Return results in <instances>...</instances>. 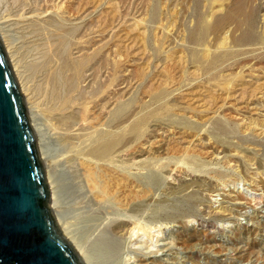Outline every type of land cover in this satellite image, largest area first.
I'll return each mask as SVG.
<instances>
[{
  "label": "rangeland",
  "instance_id": "374dc122",
  "mask_svg": "<svg viewBox=\"0 0 264 264\" xmlns=\"http://www.w3.org/2000/svg\"><path fill=\"white\" fill-rule=\"evenodd\" d=\"M11 1L0 0V15L18 3ZM27 1L59 14L38 25L43 47L62 39V53L80 50L76 56L91 57L92 82L78 91L86 96L83 107L96 115L94 126L111 129L104 124L113 116L111 99L121 102L123 133L138 123V137L124 133L127 142L133 140L126 145L128 154L110 162L125 174L126 192L136 189L131 185L151 187L142 200H128L127 211L109 204L108 212L100 213L83 191L82 197L75 195L66 170L58 168L66 205L59 216L89 262L264 264V135L255 132L264 123L253 115L264 105V0ZM11 35L12 41L20 37ZM47 145L50 154L61 149L55 140ZM74 196L79 204H71ZM217 209L227 214H214ZM98 219L141 223L154 243L146 249L145 233L142 248L116 239L110 223L102 237L115 258L108 260L107 251L97 257L85 242L98 234L89 233Z\"/></svg>",
  "mask_w": 264,
  "mask_h": 264
},
{
  "label": "bare ground",
  "instance_id": "6f19581e",
  "mask_svg": "<svg viewBox=\"0 0 264 264\" xmlns=\"http://www.w3.org/2000/svg\"><path fill=\"white\" fill-rule=\"evenodd\" d=\"M25 1L26 3L27 2L29 3V1L27 0H23V1L18 0V3L15 2L17 5H15L14 7H12L14 4L11 5V8L8 7L10 9L8 11L6 10L7 13L0 15V39L2 41L5 53L8 57V60L11 65L14 76L16 78V81L18 83L20 92L23 96L25 106L27 109V113H28L29 122L36 135L37 148H38L40 159L45 169L46 182H47L49 192H50L49 207L54 215L56 223L58 227L60 228L62 234L74 246L76 252L82 259L83 263L92 264L91 262H89V259L87 255L85 254V251L82 249V244L79 245L75 241L76 240L74 239L75 237L71 235V231H70L71 228H69L68 222L64 221L59 216L60 210L65 208L66 205L64 206L65 202H63L62 197L60 195L62 191H60L61 186L58 184V180H57L58 168L61 167L66 170L65 172L68 174V176L71 179L70 185L74 189L75 195L79 192L82 193L83 191V195L85 196L86 199L90 200V204H93L97 206V208L101 209L100 213L102 211L108 212L107 210H109V207L107 205L109 204L113 205V208L115 207L118 210L127 211V207L131 205L129 204L128 200L130 201L133 199L136 201L137 199H139V197H143L144 194L146 193L150 194L151 187L150 186L143 187L141 185L143 187L142 188L138 184L136 186H133L130 184L132 187L136 188L135 189L136 191L134 189L133 190L130 189L129 191L127 190L128 192H126L124 190L125 174L123 176L122 171L119 168H117L115 165L114 166L113 164L110 165V162H112L114 158L121 161L122 157L125 156V152L127 153V151L125 150L127 148L126 145H128L127 143L131 142L130 141L131 138H129L128 139L129 142H127V139H125L126 137L124 136V133L129 132L130 134L131 131L132 133H136V130L138 128V127L136 128V126H138L136 124L138 123H136L135 125L132 123V125L134 126L130 128L131 131H129V128H128V132L123 133L122 124L126 122H123L124 117L122 118L123 115L120 109L121 102L118 101V104L111 103L112 101H114L113 99H111L112 98L111 97L110 104L108 105V108H109L108 112L110 111L109 116L110 115H113V116L112 118L109 117L110 119L108 120L105 119L106 121H104L105 122L104 124H106V126L111 127V129L104 131V128H103V132H101V130H98L100 129V126H98L99 127L98 129L97 127H95L97 125L94 126L93 121L95 120L94 117L96 115L93 117L89 115V113L86 111L87 109L83 107L86 96L84 92L80 93L78 91V88H80L79 86L81 84H82L81 86H83L82 89L84 88L87 89L90 83L92 82L93 71H91L92 70V64L90 61L91 57L83 56V53H81L82 56L80 55L76 56V54L79 53L80 50L78 52H76L75 50V52L72 53L74 57L72 56V54H70L71 51L70 52L64 51L65 53H62L61 52L62 48H59V45L61 44L60 42L62 41V39L60 40V42H56V43L52 42L50 47L48 46V44H46L48 48L43 47L40 44V40L41 38H43L41 37V33L43 32V29L41 32L38 25L40 24V22L42 23V21L45 23V21L51 18V16L56 14L55 13L56 11L55 12L53 11L54 14L52 15V12L49 10H46L45 7L42 10H37L38 8L34 9L31 3L26 4ZM12 2L14 1L12 0L11 3ZM22 2H24V4H21ZM49 3H52V2H49ZM50 7L52 8V6ZM58 7L59 6H57L56 8ZM56 8L55 10H57L58 12L60 7L58 9ZM63 10L64 9L62 8V11ZM3 12L1 11V13ZM54 19L56 18L54 17ZM77 24L79 25V26L77 25L79 28H82L84 26L82 25V20L79 21ZM68 29L71 30V28H68ZM74 30L75 29L73 28V32ZM14 33L20 36L18 37L15 35L16 37L14 38L18 37L17 41L15 40L16 42L12 41L13 38L10 37L12 36L11 34H14ZM73 45H75V43ZM73 45L71 46L72 48L76 46V45L75 46ZM84 55H86V53ZM103 57L104 56L101 57L102 62L104 61ZM93 70H95V67ZM120 93L117 95V97L119 98H121ZM112 96L116 97V94H113ZM111 105L113 106L111 107ZM104 107H107V106H104ZM102 108L103 107H101V109ZM257 111H258L257 114L255 113L253 115L258 116L261 119V121H263L264 123V105L260 106V108H258ZM116 112L117 114L115 115ZM255 132H256V136L264 135V124L262 125V128H256ZM132 135L133 134H131V136ZM50 140H55L59 143L61 149L58 151V153H55V154L49 153L48 148H47L48 146L47 142ZM136 164L138 163L136 162ZM136 164L135 166H137ZM178 166H179L178 168H180V164H178ZM183 167H182V170H183ZM195 167L196 166L194 165V169ZM199 167L200 166H198L197 168L199 169ZM198 169H197V172H198ZM174 170L175 168H173V171ZM190 170L192 169L188 170L187 168V172ZM173 171L170 170L169 172H173ZM169 172L168 174H171ZM194 172L196 171L194 170ZM214 173L213 175L216 174ZM190 175L191 174H189L188 176L190 177ZM218 175L216 176L218 177ZM170 176L172 177V175ZM216 176H215V179H216ZM223 177L224 176H222V178ZM130 179L129 181L127 180V182H131ZM222 182L224 183V181ZM138 183L140 182L138 181ZM127 188L129 189L130 187H127ZM79 195L80 197H82L80 193ZM76 198L77 200H75ZM78 199H79L78 197L74 196V199H73L74 202H71V204L72 203L77 204ZM139 200H142V199H139ZM93 205H91V207ZM218 211L222 215L223 213H225V210L220 211V209H217L214 211V214H216ZM81 213L83 212L81 211ZM104 215H103V220L106 219V217L104 218ZM94 220L93 222H95ZM101 220L100 219L96 220L95 222L96 224L94 223L95 225H93V228L91 227L92 229L89 230V233L91 235L93 231L98 232V234L96 235L94 234L95 236L92 235L94 236V238L90 241H89V238L88 239L85 238L86 240H88L85 242V244L87 243L86 246L89 247L91 251H93L91 252L92 254L94 253L97 254L96 255L97 257L98 255L102 254V252L104 253V251H107L108 254L106 255V258L108 260L115 258L114 254H110V247H109L108 242L104 240V238L102 237L103 233L107 231L106 229L110 223H113L111 225L112 227L110 226L111 235L115 237L116 239L124 238V239L129 240L132 246L133 245L138 246L139 244H141V242L139 241L142 239L141 233L146 234L143 227L141 226V223H136V221L132 223L129 221H122V220L117 221L114 219L110 221L111 220L110 219L109 220L110 222L108 221L104 222L102 220L106 224L108 222L107 225H104V223L102 225ZM98 221H100L101 223H99ZM145 234L143 236L147 237L145 241V243H147L146 249H150L152 247V244L154 243V241L152 242L153 236L150 234L148 235L147 234L145 235ZM138 247L142 248L141 245H139ZM89 248L87 249L90 250ZM97 259H100V258H97Z\"/></svg>",
  "mask_w": 264,
  "mask_h": 264
},
{
  "label": "water",
  "instance_id": "95a60500",
  "mask_svg": "<svg viewBox=\"0 0 264 264\" xmlns=\"http://www.w3.org/2000/svg\"><path fill=\"white\" fill-rule=\"evenodd\" d=\"M49 203L36 135L0 39V264H84Z\"/></svg>",
  "mask_w": 264,
  "mask_h": 264
}]
</instances>
